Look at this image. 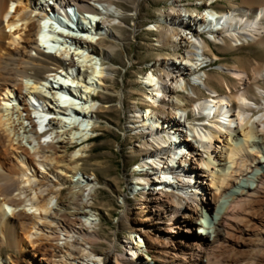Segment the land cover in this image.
Returning <instances> with one entry per match:
<instances>
[{
    "label": "bare ground",
    "instance_id": "bare-ground-1",
    "mask_svg": "<svg viewBox=\"0 0 264 264\" xmlns=\"http://www.w3.org/2000/svg\"><path fill=\"white\" fill-rule=\"evenodd\" d=\"M128 1L0 0V264H264V65L215 52L264 46V0H165L143 27ZM139 63L144 96L108 100ZM112 104L137 162L111 210L83 164Z\"/></svg>",
    "mask_w": 264,
    "mask_h": 264
},
{
    "label": "rangeland",
    "instance_id": "rangeland-1",
    "mask_svg": "<svg viewBox=\"0 0 264 264\" xmlns=\"http://www.w3.org/2000/svg\"><path fill=\"white\" fill-rule=\"evenodd\" d=\"M165 0H129L126 2L130 4L126 6L128 9L129 7H135L134 4L139 2L140 4V22L139 26H146L150 20L155 19V15L157 14V9L161 7L162 2ZM236 3H241L243 0H234ZM244 4V2L242 3ZM233 4H228L225 7L232 8ZM254 6V3L252 4ZM130 20L127 17V22ZM149 31H144L143 42L139 44L137 42H132L130 38L129 31L126 30L127 38L124 40L126 42V50L128 51V55L133 59H136L140 63L148 61L150 59H154L156 51L152 47V34L148 33ZM119 47V46H118ZM217 54L220 56L225 57L224 62L229 64L236 63L240 67L246 69L248 73H252V69L255 65V60H258L260 63L258 66L264 65V46L258 45V43H249L240 49H233L232 51L221 53L220 48L215 50ZM116 62L121 65L124 64L125 60V51L121 48L117 50L115 55ZM135 68L130 69L126 74V84L122 83L121 77H118L113 84V92L112 97H109L108 100L113 101L114 103H118L120 100V92H124L127 94L126 102L127 101H136L141 96H144L145 89L143 88L139 75L144 72V69H141L139 65ZM48 64V62H47ZM119 72V74H121ZM225 77L230 79L227 74H224ZM249 80L253 82L250 87V92L252 96H255V85L259 84L264 86L263 82H257L256 78H253V74H249ZM232 82H236L233 79H230ZM141 84V85H140ZM217 88L221 91H224L222 86H218ZM130 92V93H129ZM113 105V104H112ZM109 113H103L106 117H112L113 124L122 127L124 118L122 116V111L118 108V106L113 105L110 109H108ZM106 126L107 129L104 127ZM102 133L99 137L95 138L92 142V148L90 149V155L84 160V168L86 172L89 174L96 173L99 178L108 181L109 187H104L100 190V193L97 197V205L103 206L107 208L114 209L115 205V197L114 194L117 192L116 188L122 186L126 175L128 176L130 170L128 169L134 163L137 162L136 156H131L127 151H119L116 146L118 143H122L123 147L128 148L131 146L129 139L124 140L119 132H117L114 128H111L109 125L105 124L102 125ZM66 192V189H65ZM96 207V205H95ZM24 234L22 233V236ZM239 240V239H238ZM237 240V241H238ZM3 254L7 255V253L16 254L18 257L20 256L14 249L9 248L7 246L3 247L2 249ZM239 254V253H238ZM233 260V258H232ZM232 264H236L233 263Z\"/></svg>",
    "mask_w": 264,
    "mask_h": 264
},
{
    "label": "built area",
    "instance_id": "built-area-1",
    "mask_svg": "<svg viewBox=\"0 0 264 264\" xmlns=\"http://www.w3.org/2000/svg\"><path fill=\"white\" fill-rule=\"evenodd\" d=\"M135 30H136V33H137V24L135 25ZM136 42V41H135ZM120 44H122V45H125V41L123 40ZM192 44L193 45H196V42H192ZM132 60V57H130V61ZM189 61H191V59L189 60ZM129 67V65L128 66H126V69ZM123 82H125V79L122 81V83ZM120 102V101H119ZM193 121V120H192ZM115 125V124H114ZM116 126V131H123V126L122 127H120V126H117V125H115ZM200 134V133H199Z\"/></svg>",
    "mask_w": 264,
    "mask_h": 264
}]
</instances>
